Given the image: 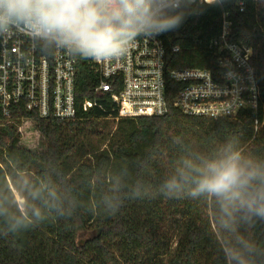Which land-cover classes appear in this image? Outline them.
I'll return each mask as SVG.
<instances>
[{"label":"trees","instance_id":"16d2710c","mask_svg":"<svg viewBox=\"0 0 264 264\" xmlns=\"http://www.w3.org/2000/svg\"><path fill=\"white\" fill-rule=\"evenodd\" d=\"M238 1L202 2L165 37L180 46L171 67L213 69L217 57L209 42L228 13L232 39L254 50L261 90L257 112L211 119L171 106L161 116L120 117L84 59L76 98L80 105L85 100L98 105L80 109L71 120L35 116L34 127L24 129L29 140L39 132L35 148L23 143L16 126H0V213H7L0 215V264H229L215 201L193 197L191 184L170 196L162 189L182 159L213 158L230 141L264 161V0H245L243 11ZM110 117L118 121L108 138ZM98 137L99 145L93 141ZM7 176L25 199L24 210ZM49 190L57 192L64 215L51 208ZM115 201L120 209L110 216L107 205ZM34 209L43 219L36 220ZM8 217L31 223L12 232ZM239 231L255 244V264H264V220L241 224Z\"/></svg>","mask_w":264,"mask_h":264},{"label":"built area","instance_id":"2783aa9c","mask_svg":"<svg viewBox=\"0 0 264 264\" xmlns=\"http://www.w3.org/2000/svg\"><path fill=\"white\" fill-rule=\"evenodd\" d=\"M202 2L208 0H198ZM238 4L243 11L245 0ZM227 15L223 13L220 32L209 42L217 57L213 69L171 67V55L180 46L170 45L165 33L139 38L125 56L113 61L81 58L44 45L22 27L0 33V126L14 125L23 137L29 126L25 122L34 125L35 116L71 120L80 109L98 105L92 100L80 105L76 98V77L84 59L92 63L100 77L98 90L110 93L120 117L161 116L171 106L185 115L211 119L257 112L261 90L254 50L232 39Z\"/></svg>","mask_w":264,"mask_h":264},{"label":"clouds","instance_id":"9594fccd","mask_svg":"<svg viewBox=\"0 0 264 264\" xmlns=\"http://www.w3.org/2000/svg\"><path fill=\"white\" fill-rule=\"evenodd\" d=\"M197 7L198 0H0V33L22 27L44 45L68 49L81 58L113 61L141 37L178 29ZM184 184L194 186L193 197L215 201L229 264H255V244L239 227L264 220V161L230 141L213 158L182 159L162 191L170 196ZM47 195L51 208L64 215L57 192L49 190ZM107 208L108 215H115L120 202H109ZM33 216L43 219L39 209ZM8 223L16 232L31 221L8 217Z\"/></svg>","mask_w":264,"mask_h":264},{"label":"rangeland","instance_id":"374dc122","mask_svg":"<svg viewBox=\"0 0 264 264\" xmlns=\"http://www.w3.org/2000/svg\"><path fill=\"white\" fill-rule=\"evenodd\" d=\"M107 121H108L107 122L108 127L104 130V132H105V136H107L109 138L111 133H113L116 130L118 120L110 117V118H107ZM25 124H28L30 127H34L33 122L28 121V122H25ZM20 137L22 138V135H20ZM40 140H41V136H40L38 131H35L34 136L31 138V140L27 139V135L25 136V134L23 135V138H22V141H23V143H25L26 146L34 147V148L39 145V143L41 142ZM93 141L97 145H99V143H100L99 137L93 139ZM104 145L105 144H103L101 146H104ZM7 180H9L8 181L9 187L12 189V193L14 194L15 200L18 202L20 207L24 210L25 199L22 196H20L18 191L13 187L12 180L9 176H8ZM81 238L83 240L82 236H81Z\"/></svg>","mask_w":264,"mask_h":264},{"label":"water","instance_id":"95a60500","mask_svg":"<svg viewBox=\"0 0 264 264\" xmlns=\"http://www.w3.org/2000/svg\"><path fill=\"white\" fill-rule=\"evenodd\" d=\"M83 241H84V238L82 240V238L80 237L79 240H78L79 245H82L84 243Z\"/></svg>","mask_w":264,"mask_h":264}]
</instances>
